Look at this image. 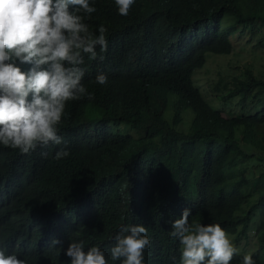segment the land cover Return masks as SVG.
I'll use <instances>...</instances> for the list:
<instances>
[{
	"label": "trees",
	"instance_id": "trees-1",
	"mask_svg": "<svg viewBox=\"0 0 264 264\" xmlns=\"http://www.w3.org/2000/svg\"><path fill=\"white\" fill-rule=\"evenodd\" d=\"M86 23L106 27L107 48L103 60L85 55L92 96L66 102L67 144L28 154L0 146V246L28 264H67L69 240L83 239L109 259L119 227L143 223L145 264H178L170 224L188 207L190 223L254 242L264 264V75L246 67L205 92L194 80L207 54H229L239 33L264 46V0H136L126 16L96 0ZM100 71L105 85L94 82ZM59 148L69 155L54 159Z\"/></svg>",
	"mask_w": 264,
	"mask_h": 264
},
{
	"label": "clouds",
	"instance_id": "clouds-1",
	"mask_svg": "<svg viewBox=\"0 0 264 264\" xmlns=\"http://www.w3.org/2000/svg\"><path fill=\"white\" fill-rule=\"evenodd\" d=\"M135 3L114 0L123 16ZM94 12L96 0H0V146L28 154L49 142L67 144L59 134L66 102L92 96L82 83L85 55L103 60L107 48L106 27L97 25L93 32L86 23ZM107 81L102 71L94 77L99 85ZM68 155L67 148H59L53 158ZM190 214L185 207L171 219L169 235L181 245L178 264H229L238 248L225 229L219 223H190ZM59 243L52 238L50 245ZM85 244L83 239L69 240L64 248L67 264H111L118 259L120 264H145L151 239L146 226L136 223L119 227L109 259L98 245ZM0 264L28 261L0 246ZM242 264L256 262L246 253Z\"/></svg>",
	"mask_w": 264,
	"mask_h": 264
},
{
	"label": "rangeland",
	"instance_id": "rangeland-1",
	"mask_svg": "<svg viewBox=\"0 0 264 264\" xmlns=\"http://www.w3.org/2000/svg\"><path fill=\"white\" fill-rule=\"evenodd\" d=\"M260 37L257 33L251 34L249 31L231 37L232 50L229 54L208 53L204 66L194 75V80L205 92L207 84L216 82L220 77L230 78L233 74L239 73L243 68L250 67L259 76L264 75V46H259L257 40ZM205 98L213 102L212 97L204 93ZM172 103L169 100L167 108L170 109ZM186 110L184 114H188ZM228 238L238 248L240 254L252 253L254 242L247 243L238 239V234L226 233ZM252 240V239H251Z\"/></svg>",
	"mask_w": 264,
	"mask_h": 264
}]
</instances>
